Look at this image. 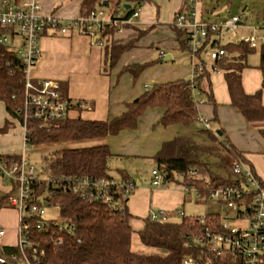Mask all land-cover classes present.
I'll use <instances>...</instances> for the list:
<instances>
[{"label":"trees","instance_id":"1","mask_svg":"<svg viewBox=\"0 0 264 264\" xmlns=\"http://www.w3.org/2000/svg\"><path fill=\"white\" fill-rule=\"evenodd\" d=\"M115 4L114 13L118 8L124 11L123 18L129 19L138 9L147 4H154V0H83L82 15L102 8L104 2ZM130 5L131 9L125 6ZM119 14V13H118ZM2 32V29H0ZM116 33L115 30H106L103 34L108 38ZM181 48L190 53L187 33L178 32ZM211 36L207 40L211 50L218 48L226 51V56L217 61L213 70L223 72L228 86L231 104L239 109L249 124L256 128L264 139V105L262 91L264 89V46L261 48L259 69L263 76L262 89L255 94H246L242 87V74L248 67L247 58L257 49H251L241 42L223 46L220 41L211 43ZM105 41V50L111 66H115L121 55L133 47V42L120 45L116 42L110 45ZM111 40V39H110ZM107 43V44H106ZM206 46L198 54L201 60ZM210 50V51H211ZM191 54V53H190ZM204 69L196 79L180 80L172 83L155 84L150 90L131 104L120 117L106 122L85 121L80 116L71 117L72 112H82L84 107L80 103H72L67 117L60 126L49 132L40 129L38 123L33 122L29 145H76L80 143H96L93 146L66 148L54 151L44 158L45 168L43 176L53 179L62 176H82L96 179H113L109 175V160L112 153L103 142L108 137L116 136L123 130L135 129L139 119L150 108H161L164 115L160 125H191L198 121V103L194 99L195 92L206 97V103L217 107L212 86L210 72L201 60ZM152 63L139 64L126 68L135 79ZM25 75L23 65L17 52L12 48L0 44V102L5 105L7 113L22 122L24 106ZM65 98L67 94L63 91ZM10 128L7 122L1 129L6 133ZM224 148L227 145H223ZM227 148V147H226ZM213 148L197 146L193 142L178 137L164 143L160 152L155 156L159 171L165 181L174 179L175 175L183 177L184 184L191 182L198 193L208 197L215 189L232 184L231 179L215 176L209 166L199 161L203 153L212 152ZM228 152L238 161L248 163L243 156L234 149ZM7 160H17L16 156H4ZM197 171L196 177L190 176V171ZM123 181H131L124 172H120ZM34 199L44 196L52 190L50 181L33 186ZM9 193L2 197L6 201ZM116 193V192H114ZM112 195V194H111ZM116 200L119 196H112ZM50 207L58 208L59 220H49L46 230L40 231L35 227L30 232L32 248L27 249L31 257L37 251L38 264H184L191 259L193 264H230V255L217 258L211 247H202L194 244V240L203 235L207 226L214 225L215 215L203 217H184L179 222L145 220L144 228L138 235L143 245L159 248L166 251L160 255H141L132 251V237L135 231L131 226L130 215L126 202L116 211L104 199L85 200L69 193H60L48 197ZM171 218V215H170ZM203 218L205 225L200 224ZM21 257L17 246L0 247V257L7 259L6 264H16L12 256Z\"/></svg>","mask_w":264,"mask_h":264},{"label":"crops","instance_id":"2","mask_svg":"<svg viewBox=\"0 0 264 264\" xmlns=\"http://www.w3.org/2000/svg\"><path fill=\"white\" fill-rule=\"evenodd\" d=\"M36 1L41 5L45 15H54L66 19L77 18L83 14V0ZM161 1L154 0V4L143 6L138 20L132 22L122 33L108 36L107 43L109 45L113 42L120 45H128L133 42L132 49L121 55L115 66L110 65L105 50L106 45L101 47L95 44L91 37L79 34H70L64 37L44 35L40 40L41 57L34 70V79L37 81H59L69 100L75 104L80 103L84 107L82 112H74V117L80 116L85 121L98 122H106L122 116L127 111L128 104L143 96L155 84L190 80L194 72L193 63H189V65L178 64L180 52L188 53L181 48L178 32L183 29L176 24V16L183 11L186 0L166 1L167 5L171 7L172 20L169 24L163 17H160ZM118 13H122L120 8H118ZM124 14H119V16L125 17ZM200 20L202 21V19ZM218 36H211L210 42L220 41L221 44V39ZM206 44L203 45L206 46L203 61L210 72V82L217 107L206 103V97L195 92L196 101L200 102L198 104L199 117L208 120L211 125L212 130H206L208 137L212 141L220 143L223 148V145L227 144L231 149L239 152L264 182V171L259 172L255 165L259 162L258 154L264 155V150L259 149L260 147L251 146L257 142L259 144L264 143V139L260 132L243 117L239 109L232 106L224 73L213 70V62L209 58L211 44L208 46ZM162 51L165 52L163 59L160 58ZM168 57L170 60L165 62ZM146 63H152V65L146 68L137 79L126 71L127 67ZM262 83L263 76L259 67L257 69L247 67L243 71L242 87L246 94H255L261 90ZM201 96L205 99H200ZM262 102L264 105V89ZM4 110L6 114L0 115V137L12 136L13 141L21 144L23 132L20 133L17 130L16 120L7 113L5 105ZM163 115V109L150 108L139 119L135 129L123 130L118 135L108 137L103 142L112 153L109 163L111 161L121 162L117 167L119 172H124L126 177L136 185L135 192L129 198V205L127 203L128 211L132 216V228L138 226L135 219L140 220V216H144L145 220L149 218L151 211L155 210L153 206L158 208L157 210L167 211L171 216H174L176 211L185 212L188 205L186 204L188 196L185 192L184 183L180 190L175 187H155L153 185L155 179L153 172L158 171L161 174L154 158L164 143L181 137L197 146L214 148V146H207L197 141V134L192 129L194 124L161 126L159 123ZM7 122L10 123L9 130L6 133H1V129ZM201 125L204 127L203 124ZM214 128L217 130L216 137L212 134ZM219 132L221 135L218 134ZM9 145H1L0 142V155L19 158L24 147L14 152L12 149L10 150ZM254 148L257 149L254 150ZM226 152L228 153V150ZM228 158L229 166H231L234 158L230 153H228ZM141 166L146 167L147 170L150 167L153 168L152 188L137 187L131 172L138 170ZM209 169L211 171L210 167ZM166 184L168 182L164 181V185ZM7 187L10 191V187ZM5 205V201H2L0 197V222L6 220L7 210L2 209ZM196 206H205L206 215H218L221 212L220 205L213 200L198 202ZM13 210L11 209L12 212ZM13 213L15 224H17V214L16 212ZM5 225L8 226L9 224L5 223ZM17 229L5 228V235L0 237V247L16 246ZM141 230L139 229V231Z\"/></svg>","mask_w":264,"mask_h":264},{"label":"built area","instance_id":"3","mask_svg":"<svg viewBox=\"0 0 264 264\" xmlns=\"http://www.w3.org/2000/svg\"><path fill=\"white\" fill-rule=\"evenodd\" d=\"M201 0H186L183 11L176 16V24L182 28L188 37V48L193 57V76L198 78L204 65L198 62V54L203 45L207 43L210 35L225 33L237 34L238 28L245 29L246 16H236L227 20L222 26L207 24L200 20L198 7ZM141 16L138 9L129 19L120 17L116 12L109 13L106 8H100L77 18L61 19L54 15H45L41 5L36 0H0V44L12 48L17 52L23 65L25 75L24 106L22 110V132L24 150L17 160H7L0 155V180L10 187L11 193L7 196L5 204L8 208L18 211L17 244L21 257L12 256L16 264H38L37 251L30 257L27 249L32 248L30 232L35 227L44 231L50 219L46 217V210L50 207L47 198L60 193H69L85 200L104 199L106 203L118 211L129 201L136 190L132 181L116 179H96L82 176H62L50 180L43 176L37 168L30 163L25 155L29 145L31 126L33 122L39 124L40 129L51 131L60 126L67 117L72 102L62 94V85L56 80L34 79V70L41 57L40 40L44 35L55 37L79 34L91 37L95 44L103 47L107 37L102 34L109 29L122 33L132 22ZM98 37L97 40L95 38ZM258 37H243L242 42L251 49H258ZM202 45V46H201ZM226 56L224 49L218 48L209 51V58L213 66ZM165 58V53L160 55ZM196 101V96L194 94ZM198 104L200 102L196 101ZM205 130L211 131L208 120L198 117ZM232 184L219 187L203 197L191 182L184 184L187 196H196L200 199L213 200L221 207V212L215 215V222L207 226L202 236L194 240L195 245L211 247L217 258L230 255V264H264V182L254 169L244 161H234L231 164ZM155 187L160 186L163 176L154 171ZM191 177L197 176V171H190ZM50 181L52 190L39 199H34L33 186ZM116 192V193H114ZM112 194V195H111ZM119 197L114 200V197ZM227 207L234 212V216L227 218L222 208ZM181 218L186 217L183 211H176ZM152 221H168L170 214L164 210H153L149 215ZM233 221H249V228H235ZM200 224L205 225L203 218ZM5 235V229L0 227V237ZM7 259L0 257V264H6ZM184 264H193L191 259Z\"/></svg>","mask_w":264,"mask_h":264},{"label":"rangeland","instance_id":"4","mask_svg":"<svg viewBox=\"0 0 264 264\" xmlns=\"http://www.w3.org/2000/svg\"><path fill=\"white\" fill-rule=\"evenodd\" d=\"M167 0H162L160 3V17L164 18L166 20V23L171 22V7L167 5L166 3ZM201 6L200 8L198 7V16L200 19H202L203 22L207 24H213V25H218L222 26L227 20L232 19L233 17L236 16H241L245 15L246 16V21L244 22V26H246L245 29L243 28H238V32L236 35L232 33H223L222 36H218L221 39V44L223 46H228L230 44H238L242 42L243 37H250V36H256L258 37V49L255 50L253 53H251L248 58H247V64L250 69H257L260 65V53H261V48L264 46V0H201L200 1ZM106 11L109 13H112L115 11V4L112 3L110 7L106 8ZM120 15L124 14V11L122 9V13H119ZM202 46V45H201ZM165 52H161L160 55ZM181 56L179 58L178 64H188L193 63V57L190 53H182L180 52ZM205 53L203 52L202 59H204ZM200 59H197V64L198 62H201ZM200 99H205V97H202ZM6 114L4 110V105L0 103V115ZM71 117L74 116V112L71 113ZM16 120V119H15ZM16 128L17 130L21 133L22 132V124L20 121L16 120ZM192 129L195 131V134H197V141L201 144L207 145V146H214L210 147L213 148L212 152L208 153H203L199 156V161L201 163H204L208 165L211 168V172L216 176H220L223 179H230L234 178L231 172V166H229V158H228V153L226 152L229 150L231 147L227 145L225 148L221 146L220 143L214 142L208 137V132L205 130V127H203L200 123L196 122L192 126ZM213 130V136L216 137L217 130L214 128ZM16 133V132H15ZM3 136L0 137V142L1 145H7L10 144V150L17 152L19 149L23 148L24 142L22 141L21 144H18L17 141H13L12 136ZM4 139H7L6 141ZM4 140V141H3ZM3 143V144H2ZM19 145H21L19 147ZM96 145V143H80L76 145H68V144H60V145H54V144H48V145H39V146H31L28 145V147L25 149V155L30 161L32 165H34L37 170L40 171V173L44 170L45 168V162L44 158L48 157L53 153L54 151L61 150V149H66V148H74V147H86V146H93ZM252 147H260L259 149L264 150V143L262 142L259 144L258 142L256 144H251ZM257 148H254V150ZM259 156V162L258 164L255 163L257 169L259 172L264 171V155L258 154ZM234 158V157H233ZM237 161L236 159L233 160ZM119 163L117 161H111L109 163V175L116 179V180H122V175L119 172ZM125 164L127 162H124ZM232 164V163H231ZM118 169V170H117ZM152 167H150L149 170L146 169V167L141 166L138 170L136 169L135 171H132L133 179L137 183V187H148L152 188L151 184L153 181L152 178ZM163 176V181L160 186H169V187H175L177 190H180V188L183 186V177L179 175H175L174 179L170 180L168 184L164 185L165 177ZM231 176V177H230ZM230 177V178H229ZM9 193V188L5 186L2 181H0V197H5L6 194ZM206 201V199H200L196 196H188L186 200L187 207L185 208V215L186 217H197V216H205L206 215V208L205 206H200L197 207L198 202ZM196 204V205H195ZM129 205V203H128ZM127 205V206H128ZM7 210V216L5 217L6 220H2L3 222H0V226L2 228L8 227L9 229H14L18 228V211L13 210V212H16L17 214V224H15V215L11 211L10 208H8L6 205L4 208ZM153 209L157 211L158 208H155L153 206ZM172 213V212H170ZM222 213L224 214L225 217L231 218L234 216V212L229 210L227 207L222 208ZM46 217L47 219L50 220H59L61 219L60 217V212L58 208L56 207H48L46 210ZM140 220H136V225L134 231L135 233L133 234L132 237V246L131 249L133 252L141 255H164L166 254L165 250L159 249V248H153V247H148L142 244L140 238H139V229L141 230L144 227V216H140ZM182 218L179 215H174L171 216L170 220L171 221H180ZM8 223L9 225L6 226L5 223ZM3 223V224H2ZM229 223L233 227L237 228H249V221H241V222H236L235 224L233 221L229 220Z\"/></svg>","mask_w":264,"mask_h":264},{"label":"water","instance_id":"5","mask_svg":"<svg viewBox=\"0 0 264 264\" xmlns=\"http://www.w3.org/2000/svg\"><path fill=\"white\" fill-rule=\"evenodd\" d=\"M102 7L103 8H108V7H110V4L106 1V2L103 3ZM125 8L126 9H131V6L130 5H126ZM97 39H98V37L95 38V40H97ZM169 60H170V57L166 58L165 62H167ZM218 134L221 135V132H219Z\"/></svg>","mask_w":264,"mask_h":264}]
</instances>
